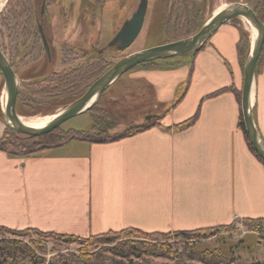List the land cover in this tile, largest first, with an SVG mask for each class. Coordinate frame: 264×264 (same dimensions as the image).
<instances>
[{"label": "crops", "instance_id": "0c3cea01", "mask_svg": "<svg viewBox=\"0 0 264 264\" xmlns=\"http://www.w3.org/2000/svg\"><path fill=\"white\" fill-rule=\"evenodd\" d=\"M238 20L213 33L210 43L216 40L212 45L219 54L218 38L222 32L233 34V24L241 30ZM206 44L192 57L191 82L211 70L198 67L209 50ZM171 74L141 69L135 76L152 85L155 102L165 106L174 100L167 87ZM230 77L224 74L204 88L190 83L175 107L152 116L162 127L108 143L74 140L29 157L0 151V226L87 237L127 228L172 234L264 218V166L238 126V101L232 91L210 96L230 86L240 89L237 51ZM1 81L0 75V136L6 126ZM197 110L194 124L167 130ZM253 116L264 139V62L256 72Z\"/></svg>", "mask_w": 264, "mask_h": 264}, {"label": "rangeland", "instance_id": "374dc122", "mask_svg": "<svg viewBox=\"0 0 264 264\" xmlns=\"http://www.w3.org/2000/svg\"><path fill=\"white\" fill-rule=\"evenodd\" d=\"M1 1H3V4L0 6V48L12 68L21 78L22 75L26 77V75L36 73L42 64L45 65V73L67 70L72 65L82 63L85 60L84 57V59L81 57V51L88 52L90 56L95 55V51L103 48L105 49L106 61L114 63L118 58L130 53L172 40V38L178 36L176 32L180 30V27L174 23L171 26L165 25L170 0H146L144 19L138 35L128 46L115 51L114 48L106 49L105 46L110 42V38L114 33L122 27L136 10L139 0H45L44 13L40 22L46 27L55 50L53 59L47 60L41 50V43L40 45L37 43L32 44V38L23 26V16L21 14L17 15L18 11L26 9L25 1L11 0L10 5H7L9 0ZM235 1L246 3L257 11L263 10L264 7V0H206L205 8L201 11V17L195 15L192 23L187 22V26L184 28L185 34L193 31L196 22L210 16L215 8ZM41 3L42 0H39L38 10ZM187 4L189 5V3ZM174 8H172L171 16L176 13L180 14L179 7L177 11H174ZM188 15L189 10L187 13L183 12L181 16L187 17ZM188 19H190V15ZM238 21L241 28L248 35V42L251 43L250 26L245 20ZM233 27L235 29L233 34L222 32L220 38H218L219 36L216 37L222 50L221 54L212 45L216 40H212V43H210L212 36L208 39L206 47H209V50L204 56L199 57L198 62L199 68L211 69L208 70L207 77L195 76L194 82H191V74L195 68L192 60L194 58L192 57H173L158 60L157 63L162 67L156 70L172 72L169 81H167V87L171 89L169 94L174 95V100L168 105L164 106V104L155 102L154 87L152 85L146 87V83L135 76V73L141 70L140 68H133L123 74L103 92L97 103V107L105 108L108 111L109 129L107 131H122L123 128L152 119V116L157 112L162 113L166 106H169V108L175 107L190 83L194 89L204 88L224 78V74L231 80L232 65L234 67L236 63L235 43L241 36L240 28L235 24H233ZM64 49H72L76 53L77 56L73 63H63ZM203 51L201 50L199 53ZM199 78L202 80L201 84L198 83ZM23 79L24 81L20 79L19 86V91L26 95L20 104L21 110L24 111L22 113L23 117L42 118L51 116L45 110L46 104L44 101L29 100L31 98L30 90L34 85L26 81L28 78ZM39 84L45 85L47 82L43 81ZM160 84H165V81H161ZM1 87L3 88V82H1ZM27 103L29 104L26 105ZM164 116L165 114L160 118ZM91 126L90 112L72 117L60 125L63 130H89ZM31 236L40 240L44 239L48 247H54L60 252L66 250L76 251L78 249V245L75 243L57 242L52 238L42 239L35 234H31ZM186 241L192 242L194 239ZM186 241L171 238L167 242L172 244L178 251H182ZM197 243H199V246L207 245L211 249L230 247L233 249L231 257L234 260V263L231 264H264V226L248 227L240 221H233L228 229H223L204 240H198ZM156 261L164 262L166 260L156 259ZM194 264L202 263L196 261Z\"/></svg>", "mask_w": 264, "mask_h": 264}, {"label": "trees", "instance_id": "16d2710c", "mask_svg": "<svg viewBox=\"0 0 264 264\" xmlns=\"http://www.w3.org/2000/svg\"><path fill=\"white\" fill-rule=\"evenodd\" d=\"M25 10L18 11L24 19L23 26L27 30L28 35L32 38V44L41 43V37L38 30V25L41 23L40 9L38 10L39 0H24ZM11 0L7 5H10ZM189 3V5L187 4ZM38 4V5H37ZM206 0H170L166 13L165 25L175 24L180 27L181 32H176L178 36L172 40H178L195 33L202 23L200 20L196 22L194 30L185 34L184 28L187 22L194 20V16L201 17V11L205 8ZM178 5V6H177ZM178 10L180 14H172ZM189 10L190 19L182 17V13H187ZM257 17L262 19L263 10L257 11L253 8ZM168 42V41H165ZM206 42L201 46L199 51L205 46ZM65 47V46H64ZM106 49L114 47L105 46ZM66 48V47H65ZM250 42H248L247 33L241 29V36L236 44V51L240 65L249 52ZM115 51H118L114 48ZM43 51V49L41 48ZM63 63L70 64L76 59V53L72 49L63 50ZM93 51V50H92ZM3 52V51H2ZM4 53V52H3ZM73 53V54H72ZM85 60L82 63L72 65L71 68L61 72L45 73V65H41L36 73L22 75L19 79L28 78L26 81L34 85L31 88L30 101L43 102L45 110L48 114L54 113L58 108L64 107L70 102L80 97L89 85L106 71L113 63H109L105 59V49L100 48L95 51V55H90L88 52H80ZM5 55V54H4ZM195 55V54H194ZM189 56V57H193ZM83 58V59H84ZM119 59V58H118ZM158 61L139 64L134 68L140 69H160L162 65ZM264 62V44L256 64V72L260 65ZM133 69V68H132ZM1 82L3 78L1 77ZM47 82L45 85L39 83ZM20 86V84H19ZM224 91H232L238 101L240 107V89H233L231 86L222 88L210 96L217 95ZM26 97L23 92L18 91L16 100V111L23 116V110L20 108L22 100ZM26 100V99H25ZM47 101V102H46ZM27 103L26 105H28ZM92 126L89 130H63L58 127L49 133L40 136H27L18 133L7 126L0 136V151L5 152L10 156L29 157L40 153L43 150L63 146L70 141L81 140L89 143H108L121 138L132 136L138 132L144 131L152 126L162 127L154 118L144 120L142 123L134 124L123 128L122 131H107L109 129V116L105 108L97 107V104L90 108ZM28 114V113H27ZM199 110L190 118L167 127V130L181 131L192 124L198 118ZM3 117V114H2ZM238 126L243 133L245 143L250 152L263 164L259 155L251 146L247 134L244 130L242 116L240 111ZM240 221L248 227L264 226V218H244ZM229 225H219L213 227H204L193 230H183L171 233H150L146 234L134 228H127L120 231H109L98 235H89L87 237H78L69 234H60L55 232H42L37 229L16 230L4 226H0V264H194L200 262L202 264H231L233 249L230 247H221L219 249H211L207 245L199 246L198 240L209 238L223 229H228ZM31 234H35L40 238H52L57 242L75 243L78 245L76 251L66 250L60 252L54 247H48L46 241L39 238H33ZM171 238L180 240L194 239L192 242H185L182 251H178L172 244L167 241ZM156 259L166 260L157 262ZM242 264V263H237Z\"/></svg>", "mask_w": 264, "mask_h": 264}, {"label": "water", "instance_id": "95a60500", "mask_svg": "<svg viewBox=\"0 0 264 264\" xmlns=\"http://www.w3.org/2000/svg\"><path fill=\"white\" fill-rule=\"evenodd\" d=\"M44 8L45 0H42L40 6L41 20ZM145 10L146 0H139L138 7L121 28V30H123L122 36L116 49L122 50L136 38L143 23ZM234 18L245 20L251 29L252 39L250 48L242 66L243 79L240 90V111L248 140L255 152L262 160H264V139L255 124L253 116L256 64L264 44V13L262 19H260L257 17L252 7L246 3L238 1L227 3L219 9L214 10L210 16L205 19L200 28L187 37L164 42L117 59L106 71L89 85L80 97L66 106L58 108L51 114V119L39 127L26 124L21 119L23 116L19 115L16 111V100L20 79L0 48V75L3 78V121L8 128L27 136H40L49 133L60 127V125L66 120L79 114L86 113L98 103L106 89L135 66L173 57L192 56L199 51L201 46L207 42L221 25ZM38 30L43 46L49 56L48 43L40 24L38 25ZM252 30L255 31L254 35ZM115 41L116 38L112 39L108 43V46L111 47Z\"/></svg>", "mask_w": 264, "mask_h": 264}, {"label": "flooded vegetation", "instance_id": "af4514ba", "mask_svg": "<svg viewBox=\"0 0 264 264\" xmlns=\"http://www.w3.org/2000/svg\"><path fill=\"white\" fill-rule=\"evenodd\" d=\"M41 26H42V30L44 32V35L46 37V40H47V43H48V50H49V56L47 55L46 53V50L43 46V43H42V40H41V45H42V48H43V53L45 54L47 60H52L53 59V56H55V50L53 49V45L51 44V41L49 39V34L47 33V30H46V27H44L42 25V23H39ZM123 26V25H122ZM122 27H120L115 33L114 35L110 38V41L112 39H115L116 38V41L115 43L111 46V47H114V48H117L116 46L119 44L120 42V39H121V36H122V31L121 30ZM121 33V34H120ZM124 33V32H123ZM40 34V33H39ZM118 50V49H117ZM12 67V66H11Z\"/></svg>", "mask_w": 264, "mask_h": 264}, {"label": "bare ground", "instance_id": "6f19581e", "mask_svg": "<svg viewBox=\"0 0 264 264\" xmlns=\"http://www.w3.org/2000/svg\"><path fill=\"white\" fill-rule=\"evenodd\" d=\"M1 1V0H0ZM3 4V1L0 2V6ZM253 35L255 34V31L252 30ZM250 42V41H249ZM22 121H24L26 124L34 127L42 126L45 122H47L49 119H51V116H45L42 118H36V117H22Z\"/></svg>", "mask_w": 264, "mask_h": 264}]
</instances>
